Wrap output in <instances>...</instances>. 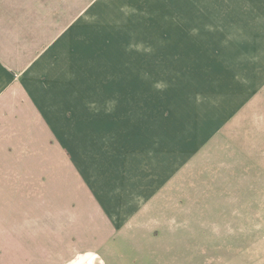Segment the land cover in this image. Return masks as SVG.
I'll return each instance as SVG.
<instances>
[{
	"label": "rangeland",
	"instance_id": "rangeland-1",
	"mask_svg": "<svg viewBox=\"0 0 264 264\" xmlns=\"http://www.w3.org/2000/svg\"><path fill=\"white\" fill-rule=\"evenodd\" d=\"M201 1L198 9L205 13L214 4L224 10L220 1ZM177 4L0 0V20L9 29L39 27L41 35L58 30V37L71 29L73 53L87 57L89 87L95 74L113 66V58H145L137 68L149 73L150 82L139 83L149 91L145 99L136 97V105L149 101L152 120L161 114L167 123L168 156L174 153L170 128L184 145L181 170L140 210H127L128 221L115 224L89 184L103 177L87 176L79 147L64 151L57 145L55 159L43 160V144L31 145L27 138L16 144L13 130L0 129L6 135L0 137V264H63L87 251L99 254L104 264H264V74L248 81L249 90L243 79L229 96L213 92L211 82L197 74L192 77L196 59H215L225 45L192 48L198 36L209 44L206 22L192 27L194 18L177 14ZM258 4L229 0L227 13L213 12L218 16L211 24L225 32L249 30ZM167 26L184 28L176 34ZM229 39L234 40L231 34ZM255 41L264 46V34ZM256 62L264 68V61ZM80 87L73 78V91ZM112 180L104 182L115 185Z\"/></svg>",
	"mask_w": 264,
	"mask_h": 264
},
{
	"label": "crops",
	"instance_id": "crops-1",
	"mask_svg": "<svg viewBox=\"0 0 264 264\" xmlns=\"http://www.w3.org/2000/svg\"><path fill=\"white\" fill-rule=\"evenodd\" d=\"M177 1L176 13L193 17L192 27L199 21V25L206 22L204 34H208L209 44H205V39L201 42L198 36L192 48L225 45L222 55L215 59H202V62L196 59L192 77L197 74L198 79L211 82L210 89L221 95H233L243 79V89L249 90L248 81L264 74V68L258 69L256 64L257 60L264 61L263 41H255L264 34V0H256L260 4L251 15L249 30L236 32H225L215 22L211 24L212 18L218 16L213 12L227 13L225 7L229 0H216L223 4L224 10H216L214 4L207 13L198 9L199 0H191V4L189 0ZM206 1L212 0H203L201 4L207 5ZM3 27L0 20V129L13 130L12 136L18 138L13 141L16 144H22L24 138L30 139L27 143L34 146L43 144L47 148V157L43 160L55 159L57 145H62L64 151L79 147L87 176L95 172L96 177H103L101 182H89L93 191L101 194L103 209L115 224L128 221L127 210L144 207L183 167L181 134L177 137L170 128L174 137L171 153H174L168 156L170 146L167 145L171 143L165 142L169 134L167 123L161 121V114L152 120L149 101L136 105V97L145 99L149 91L142 83L146 79L150 82L149 73L146 77V71L137 68L146 64L145 58L143 61L113 58V66L95 74L90 80L96 83L89 87L87 57L83 59L78 57V52L73 53L71 29L58 37L62 33L57 34L58 30L41 35L39 27L33 28L35 31H24L23 26L19 31ZM183 28L167 26V32L180 34ZM229 34L234 38L232 42ZM200 64L203 68H199ZM205 66L208 69L202 70ZM73 78L81 85L76 91L72 88ZM82 78L83 84L79 80ZM89 98L96 100L89 101ZM4 132H0V137L6 136ZM33 154L34 160H40L39 153ZM110 177L115 179V185L104 182Z\"/></svg>",
	"mask_w": 264,
	"mask_h": 264
},
{
	"label": "bare ground",
	"instance_id": "bare-ground-1",
	"mask_svg": "<svg viewBox=\"0 0 264 264\" xmlns=\"http://www.w3.org/2000/svg\"><path fill=\"white\" fill-rule=\"evenodd\" d=\"M67 264H104V262L99 255L87 252L85 254H80Z\"/></svg>",
	"mask_w": 264,
	"mask_h": 264
}]
</instances>
